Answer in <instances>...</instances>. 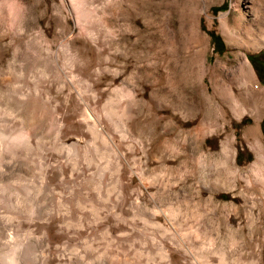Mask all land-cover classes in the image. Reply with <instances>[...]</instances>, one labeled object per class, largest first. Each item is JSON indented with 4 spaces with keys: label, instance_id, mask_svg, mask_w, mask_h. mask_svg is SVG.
<instances>
[{
    "label": "rangeland",
    "instance_id": "1",
    "mask_svg": "<svg viewBox=\"0 0 264 264\" xmlns=\"http://www.w3.org/2000/svg\"><path fill=\"white\" fill-rule=\"evenodd\" d=\"M263 110L264 0H0V264H264Z\"/></svg>",
    "mask_w": 264,
    "mask_h": 264
},
{
    "label": "crops",
    "instance_id": "2",
    "mask_svg": "<svg viewBox=\"0 0 264 264\" xmlns=\"http://www.w3.org/2000/svg\"><path fill=\"white\" fill-rule=\"evenodd\" d=\"M252 115L251 121L243 126V135L246 141L244 145L245 150L250 153L252 162L257 164L264 160V133L261 126L264 110Z\"/></svg>",
    "mask_w": 264,
    "mask_h": 264
},
{
    "label": "bare ground",
    "instance_id": "3",
    "mask_svg": "<svg viewBox=\"0 0 264 264\" xmlns=\"http://www.w3.org/2000/svg\"><path fill=\"white\" fill-rule=\"evenodd\" d=\"M4 82H5V84H7L8 82L6 81V80H4ZM87 115V114H86ZM62 127V126H61ZM46 232V231H45ZM24 255H25V253H24ZM24 257V256H23ZM11 258H12V264H20L22 261H21V259H22V253H21V255H20V253L19 254H14L13 256H11ZM24 259H25V257H24ZM24 259H22V260H24Z\"/></svg>",
    "mask_w": 264,
    "mask_h": 264
},
{
    "label": "trees",
    "instance_id": "4",
    "mask_svg": "<svg viewBox=\"0 0 264 264\" xmlns=\"http://www.w3.org/2000/svg\"><path fill=\"white\" fill-rule=\"evenodd\" d=\"M211 36H212L213 41L215 42V41H216V36H215V35H211ZM248 58L251 60V62L253 61L252 57L248 56ZM255 69H256V67H255ZM256 70H257V69H256ZM263 122H264V121H262L261 126H262L263 133H264V123H263Z\"/></svg>",
    "mask_w": 264,
    "mask_h": 264
}]
</instances>
